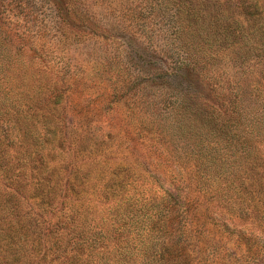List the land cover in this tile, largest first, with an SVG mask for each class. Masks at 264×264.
I'll list each match as a JSON object with an SVG mask.
<instances>
[{
  "label": "rangeland",
  "instance_id": "obj_1",
  "mask_svg": "<svg viewBox=\"0 0 264 264\" xmlns=\"http://www.w3.org/2000/svg\"><path fill=\"white\" fill-rule=\"evenodd\" d=\"M262 29L264 0H0V264H264V196L185 160L168 116L185 81L203 108L261 70ZM251 152L238 170L264 174ZM26 160L45 169L13 176Z\"/></svg>",
  "mask_w": 264,
  "mask_h": 264
},
{
  "label": "trees",
  "instance_id": "obj_2",
  "mask_svg": "<svg viewBox=\"0 0 264 264\" xmlns=\"http://www.w3.org/2000/svg\"><path fill=\"white\" fill-rule=\"evenodd\" d=\"M258 38L264 47L263 29L261 32L259 31ZM233 79L232 89H228L227 92L213 91L214 100L211 102L212 104H206L203 108L197 107V101L194 97H191L195 93L197 86H193L189 80L185 81L182 88L179 89L180 95L178 94V99L175 100V103L172 104L168 111V116L172 119L170 122L176 129H183L187 138L189 139L190 136L197 144L196 147L193 144L185 146L184 152L182 151V157L185 160L192 155L201 159L202 157L210 156L213 158V161L210 163L214 165V177L216 175L217 179H220L222 183H237V185L248 183L251 193L261 192L264 196V174L261 172L258 174L255 171L257 172V176H244L243 173L245 172L238 170L239 167L241 168L240 159L244 156L243 153L253 154L251 151L254 152L260 148H264V66L261 70L257 71L252 63L244 75H239ZM198 111L206 112V118L197 115ZM183 139L185 138L183 137ZM6 145H8L7 141L0 140V151L2 152L0 154V169L2 172H5L7 170L5 168L9 166L8 155L5 149ZM254 164L255 161L250 163L251 166ZM205 165L207 166L206 162ZM26 168L39 172L40 170H44L45 166L43 164L39 168L35 163L26 160L25 163L20 164L18 170L12 172V175L20 177L21 172L24 174ZM261 170L264 172V167ZM156 174L162 178H167L170 187L174 190L173 193H166L167 202L169 204L179 203V199L181 198L180 191L184 189V177L182 174L172 172ZM196 184L198 187H201L200 180L196 181ZM42 186H44V183H40L39 189L35 192L36 194L39 193L38 195H41V192H45V189L42 191ZM73 192L79 196L85 194L86 190L84 189L83 191L81 187ZM7 196H10V194H7ZM160 219L157 216L154 223L148 226V230H151L155 226L157 227L155 230L159 233L160 228H163L164 222H166V219ZM14 222L10 232L18 233L20 232L19 221L14 220ZM21 231L23 232L22 229ZM88 241V233L83 238L74 241V244L70 247L74 251V257L81 254V251L87 246ZM175 245L174 242L173 245L170 242H163L159 246H163L166 253H171L170 249H174ZM143 252L145 256V253H147L146 246ZM145 260H148V254ZM157 260H160V258L155 257L156 262H158Z\"/></svg>",
  "mask_w": 264,
  "mask_h": 264
}]
</instances>
